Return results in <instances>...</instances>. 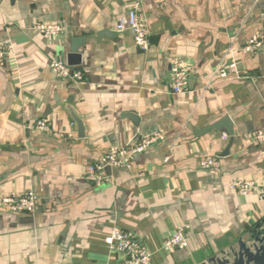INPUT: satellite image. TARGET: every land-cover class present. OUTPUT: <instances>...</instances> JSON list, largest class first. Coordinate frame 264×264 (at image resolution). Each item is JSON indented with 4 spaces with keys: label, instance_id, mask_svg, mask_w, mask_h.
Returning <instances> with one entry per match:
<instances>
[{
    "label": "crops",
    "instance_id": "obj_1",
    "mask_svg": "<svg viewBox=\"0 0 264 264\" xmlns=\"http://www.w3.org/2000/svg\"><path fill=\"white\" fill-rule=\"evenodd\" d=\"M136 4L150 31L147 51L131 30H117ZM40 23L63 30L49 37ZM254 34L262 47L243 53ZM0 42L14 47L0 62V192L38 197L32 215L0 209V264H121L105 241L114 227L143 241L153 264H201L264 225V200L229 187L264 183V145L244 138L264 127V0H0ZM75 44L79 82L51 69L54 59L68 63ZM174 58L190 70L182 93L172 91ZM231 60L240 77H216ZM66 105L82 117L84 137ZM226 116L235 139L224 155L230 136L206 129ZM40 119L75 137L38 131ZM153 132L165 138L131 168L107 167L101 185L87 175L110 147ZM215 155L220 167L199 166ZM180 227L188 247L166 251Z\"/></svg>",
    "mask_w": 264,
    "mask_h": 264
},
{
    "label": "built area",
    "instance_id": "obj_2",
    "mask_svg": "<svg viewBox=\"0 0 264 264\" xmlns=\"http://www.w3.org/2000/svg\"><path fill=\"white\" fill-rule=\"evenodd\" d=\"M165 3L166 0H159ZM37 29L44 35L54 37L59 35L63 27L60 23H40ZM118 31L131 30L134 34L136 45L142 50L147 51L151 45L150 31L147 20L143 14L139 13V5L129 12L127 19L120 18L117 23ZM263 41L259 34H254L243 46L242 52L245 54H256L262 47ZM14 51L10 42H0V62L5 61ZM51 69L58 77L69 78L72 81L79 82L84 79V73L81 70L71 68L67 62L54 59L51 62ZM216 77L221 80L240 77V71L236 61L231 60L226 65L220 64L215 69ZM170 77L172 81V91L182 93L188 89L190 70L188 64L180 59L174 58L171 62ZM35 129L40 132L53 133L56 136L73 139L75 134L54 132L51 124L40 119L35 123ZM165 134L162 132H153L140 135L138 141L126 146H112L95 163L87 166L86 173L96 184L101 185L109 180L105 174L107 167L131 168L134 157L145 151L154 143L163 140ZM227 138V135H224ZM245 141L248 145H264V127L254 132L247 133ZM220 157L206 156L200 159L199 166L202 169H214L220 167ZM230 189L243 195L257 196L264 200V183H259L254 179H235L229 183ZM38 197L33 191L23 195H3L0 192V209H7L15 213L35 214L37 211ZM108 246L123 254L121 264H153L152 252L147 245L136 238L134 233L119 227H114L105 239ZM189 245L185 227L178 228L172 235L164 240L163 247L166 251H175L186 249Z\"/></svg>",
    "mask_w": 264,
    "mask_h": 264
},
{
    "label": "water",
    "instance_id": "obj_3",
    "mask_svg": "<svg viewBox=\"0 0 264 264\" xmlns=\"http://www.w3.org/2000/svg\"><path fill=\"white\" fill-rule=\"evenodd\" d=\"M77 42H79V40H75L74 43ZM78 49V46L75 44L72 47V51L68 54L69 66L73 69L76 64L80 63L81 53ZM66 107L77 124L79 137H84L86 127L82 117L72 105H66ZM211 130L220 131L230 136L228 150L224 153V155H227L235 139L231 119L228 116L224 117L206 129V132ZM201 264H264V225L261 223L256 225L252 229L250 238L248 240L241 239L237 248L232 247L228 251H224L221 256L212 257Z\"/></svg>",
    "mask_w": 264,
    "mask_h": 264
}]
</instances>
